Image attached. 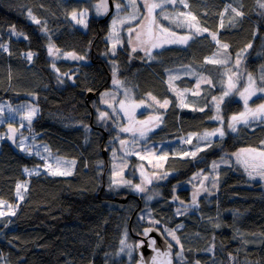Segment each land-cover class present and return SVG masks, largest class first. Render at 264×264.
Returning <instances> with one entry per match:
<instances>
[{"label":"trees","instance_id":"16d2710c","mask_svg":"<svg viewBox=\"0 0 264 264\" xmlns=\"http://www.w3.org/2000/svg\"><path fill=\"white\" fill-rule=\"evenodd\" d=\"M96 2L99 0H0V45L7 48H0V99L12 106L31 101L38 108L37 116L26 123L27 129L19 130L12 122L0 126V199L15 208V215L0 219V264H124L126 259L116 256L121 237L127 231L136 242L128 226L130 223L132 233H141L146 222L139 223L137 214L144 208L160 222L154 227L163 235L165 228L175 230L180 245L164 236L174 246V254L183 246V259L174 258L176 264H264L261 182L250 180L232 161L218 166L215 187H195L190 182L192 175L208 172L216 160L230 159L240 149L264 150V121L238 123L235 132L225 129L226 120L239 114L242 104L233 92L221 102V114L213 108L212 98L224 94L221 77L228 69L209 62L226 44L230 55L241 54L235 68L240 85L245 74H252L255 85L264 86V8L260 6L264 0H184L183 4L177 0L176 6L189 11L201 30L207 31L192 33L187 44L162 46L149 55L138 48L133 52L123 42L113 56L115 76L102 56L108 48L113 5L96 16L92 13ZM233 8L243 15L237 16ZM83 10L89 12L85 29L70 20L74 11ZM29 12L39 23L28 19ZM13 29L20 35L13 34ZM172 33L184 34L187 28L173 26ZM50 40L59 50L53 48L56 60L48 55ZM249 44L252 46L245 51ZM29 52L31 60L26 57ZM182 66H190L206 78L198 96L181 95L195 87V78L176 79L177 91L166 83V71ZM112 78L132 87L138 98L150 94L157 101H169L166 108H159L163 112L159 126L147 136L153 150L163 157L159 171L167 174L155 183L147 202L111 180L108 154L110 145L115 147L118 131L113 122V130L104 124L92 101L110 88ZM91 93L95 96L88 99ZM263 100L264 94L253 97L249 108ZM213 110L223 123L212 119ZM217 128L224 130L223 137H214L195 157L189 155L196 135ZM22 135L30 136L40 155L50 151L74 160L73 173L25 175V168L42 165L43 160L19 149L17 141ZM190 135L191 142L186 141ZM18 183L25 185L20 190L22 200L16 196ZM115 196H127V200L118 202ZM178 208L187 211L177 214Z\"/></svg>","mask_w":264,"mask_h":264},{"label":"rangeland","instance_id":"374dc122","mask_svg":"<svg viewBox=\"0 0 264 264\" xmlns=\"http://www.w3.org/2000/svg\"><path fill=\"white\" fill-rule=\"evenodd\" d=\"M155 2H159V0H155ZM178 2H179V0H178ZM100 3H101V0H99V2L94 3L92 13H94V15H96V16L104 15L105 12L109 9L108 7H110L108 0H107L106 11L104 9H101L100 12L98 13L96 5L100 4ZM117 3L121 4V9L119 11L116 8ZM180 4H182V3H180ZM112 5H113V12H112L113 16H112L111 21H110V29H109V33L107 36L108 48L106 51H104L102 53V56L104 58H106L109 61V63L111 64L113 73H114V71H116V62L114 61L113 56L116 53L117 48L123 42L127 43L131 49H133V47H136V48L140 49L145 55H149L153 51L159 50V48H161L162 46L169 45V44H165L163 41L168 40V39H176L178 37H183V34H177L174 36L171 35V29L173 26H177V24H176L177 20H179L181 26H184L187 28V33H185L187 35L192 36L193 35L192 33H195L196 28L201 29V27L197 24V21H191V17L187 15L188 13H190L189 11H183L179 8V6L178 7L175 6L174 9H172L169 7V5H171V4H167V5H165L164 11L167 14H169V19L164 20L162 16L158 15V13L160 12V10L158 9L157 10V20L160 23V25H162L165 28H168L169 31L167 33H161L158 28H153L152 39L148 43L140 44V43H137V41H136L135 32L130 33L129 28L138 29L144 33H147V31L150 27V24H149V21L145 19V16H146L145 9L141 10L142 15L139 16L137 18V20L129 21L128 17L130 15V13L133 11V9L128 6V0H113ZM141 5H142V0H141V2H139V0H137V6L139 7ZM142 7H143V5H142ZM81 12L86 13L85 16L83 17V19H84L83 24L77 23L76 20H73L72 15L70 16V20L75 26H77L81 29H85L87 18L89 16V12L87 10L76 12L77 13V20L81 19L80 15H79V13H81ZM180 13H184L185 15L180 16L179 15ZM32 17H33L32 14H31V16H29V14H28V19L30 21H34L32 19ZM113 20H116L115 26H113ZM121 21H123V23ZM189 22L195 24V28H189ZM144 38L146 39L147 37L145 36ZM130 41H131V43H130ZM153 44H160L161 46L160 47H152ZM173 44H177V43H173ZM50 45L54 46L51 40L48 41L46 44L48 55L51 59L56 60L57 57L55 56V54H56L55 47H53L55 49V50H53L54 54L53 55L49 54ZM113 45L116 46L115 52H113ZM221 48H222V51L217 50L213 60L225 61V63H223L222 65H224L225 68L228 69V72L226 69L222 72V77H221L223 79V82L221 85L222 89H223L222 92L224 93L227 90L230 76L233 77V82L236 83L237 88L242 91L244 89V87L248 85V75L249 74H245V76L243 78V83L240 85V81L239 80L237 81L235 76H233V73L239 74L238 69H235V68H237V59L240 60L239 56L236 57V56L230 55L226 51L225 48H224L225 49V51H224L223 45H221ZM227 64H229L230 67L231 68L233 67L234 69L230 70V67H228ZM52 68L54 70H56L54 66H52ZM182 76L189 77V78H191V77L195 78L196 79V81H195L196 85H195V87H193L191 89L187 88V89L183 90L184 93H182L181 95L183 96V94H184V97L185 96L187 97V95L198 96V94H199L198 92H200V90H201L200 87L206 81V78L201 74H196L195 70L192 69L190 66H182V67H174V68H171V69L166 71V83L172 89L177 91L175 89V80L179 79ZM252 77H253V79H255L253 75H252ZM113 79H115V78H112L110 88L105 89L102 92H100L97 99H94L92 101V107L95 108L94 111L96 112L97 115H99L100 111H104V112H107L109 114L108 118L104 120V124H108L110 129L113 130L111 127L112 122H113L114 123L113 127H115V130L118 131V134H119L118 135L115 132V134H116L115 141H113L115 144L114 145L115 147L110 145L109 154H108V156L110 157V162H111V180H112V183H113V181L117 182L115 184L113 183L114 185H120V186L125 185L123 183L124 181H131L132 185L141 184L146 189V191L143 193L135 191V189L133 187H130L127 185H125V186L131 192L138 194L139 196H142V199L146 200V202H147L148 197L150 196L149 194H153V192L155 191L153 189L155 183L161 182L165 178V175H163V173L159 171V170H161L162 165H163V157H161L159 154H157L156 153L157 151L153 150L152 147L154 144H152V143L150 144L147 142V136H148L149 132H151L157 126H159L160 121L163 117V112L161 109H164V108H161L159 106V104L156 103V101H157L156 99H155V101L152 99V95L147 94L146 98H138L132 87L127 86L122 82H120L119 85H115V84H113ZM258 79H259V77H258ZM255 86L261 87L262 85L258 84ZM103 93H109V95L104 97V99L107 101L106 103L101 102V94H103ZM178 93L180 94V92H178ZM236 95H237V97L236 96L235 97L237 99H239L241 104H242L241 112L245 111L243 100L240 98V96L238 94H236ZM113 97H115V99H113ZM121 101H123V109L121 108ZM164 101H162V102L159 101V102H160V104H162ZM260 104H264V100L262 102L258 103L255 106V108H251V109L255 110L257 108V106ZM109 105L114 106L115 112H113V108L109 107ZM135 105H140V107L134 108ZM20 106L23 107L24 111H15ZM248 106L251 107L250 105H248ZM0 108L3 109V112L0 113V126L5 125L8 122H12V123H16L17 128L19 130L20 129L21 130L27 129L26 123L28 121L22 119V117L25 115L26 111L29 108H35L37 110L36 114L32 117V119H34L38 113V108L31 101L22 102V103H19L17 105L12 106L7 101L0 99ZM10 108L14 111H10L9 110ZM159 108H161V109H159ZM213 108L217 109L216 103L213 104ZM213 111H214V117H215L216 110H213ZM219 113L221 114L220 111H219ZM216 116H219V115L217 114ZM155 117H159V120L154 119ZM231 117H229L228 120H226V122H225L226 128L225 129L230 130L227 127V123ZM221 118H222V116H221ZM218 121H221V120H218ZM108 125H107V127H108ZM125 127H131V128H133V131L128 132V133L121 132L120 129L125 128ZM145 129H151V130L147 131V134L145 136L141 137L140 131H143ZM215 130L216 129L205 131V132H202V133H199L198 135H196L194 137L196 139L195 147L188 151L189 155L192 152H196L199 148L204 147L206 144H208V141L212 140L214 137L218 136L219 134L217 133L214 136H210L207 138V140H201V139H198V137L204 136L205 133H212ZM9 132L11 133V130ZM189 138H192V136L190 135L188 137V140H186V141H189ZM145 139H146V144L144 142ZM116 140H118L117 143H116ZM121 140L126 141V144L121 145V143H120ZM182 140H184V138ZM21 142H23L24 150H22V148H21ZM17 145H18L19 149H21V151H23L25 154H27V155L34 154L38 158L43 160L42 165H39V166H36L33 168H28L29 172L24 171L25 175H29V173H31V174L36 173L39 171H48L50 174H52L54 172H69L70 173L69 175H71L73 173L75 163L73 164L71 162L74 160L52 154L48 150L47 145L42 144V143H41V145L43 147H45L49 151V153L43 152L42 155L38 154L36 152V149L34 148L32 142H31V140H30L29 135H22L18 139ZM247 149H257V148H243V149H240L239 151H237L236 153L231 154L230 159L222 158V159L216 160L215 161V164H216L215 168H213V165H212L208 172H206L204 174L199 172V173L192 175L190 178V182L195 187H203V186H208L210 188L215 187L216 182H217V177H218V174H217L218 166L221 164L227 165V164H229L230 161H232V163L236 167L245 171L244 166L241 163L237 162V156L241 157L242 159H249L250 162L254 159L257 163H259L260 158L258 157L257 153H252V152H247V151L242 152L241 151V150H247ZM257 150L259 151L261 149H257ZM114 153H115V155H114ZM131 157H135L136 161L132 162L130 160ZM141 157H143V159H141ZM58 161H60V163H57ZM130 168H132L133 171H129ZM141 173H143V175H141ZM246 174H247V172H246ZM62 176H67V175H62ZM153 177H163V178L162 179H155ZM247 177L252 181L261 182V185L263 186V189H264V180H261L259 178L252 179L248 176V174H247ZM149 179H151V181H152L151 183H147V180H149ZM14 210H15V208L12 207L11 211H14ZM0 211H4L7 213L10 211V209L7 206H3V207H0ZM184 211H185V208H178L176 213L180 214ZM137 215L139 217V223L141 221H143V222H146L149 224H154L153 223V221H154L153 217L147 208H144ZM6 216H8V215H6ZM4 217L5 216L0 217V219H2ZM142 230L143 229H140L141 233H142ZM141 233H139V234H141ZM139 234H137V235H139ZM164 235L168 239H170V240L172 239L171 236L167 235V233H164ZM121 239H125V236L123 235L121 237ZM138 240L139 239L136 238V242ZM136 242L130 240L128 235H127V238H126L127 244L134 245V243H136ZM121 247H122V245H121V243H119L118 250L116 251V256L124 257L126 259L124 264H131L133 257H134V250L132 251L131 255H129L127 249H125L123 252H121L120 251ZM174 258L178 261H181V259L177 257V254H174ZM182 264H185V263H182Z\"/></svg>","mask_w":264,"mask_h":264},{"label":"snow or ice","instance_id":"6c2138e0","mask_svg":"<svg viewBox=\"0 0 264 264\" xmlns=\"http://www.w3.org/2000/svg\"><path fill=\"white\" fill-rule=\"evenodd\" d=\"M176 2H177V0H159V2H155V0H142L143 8L146 11L145 19L149 21L150 27H149L147 33H144V32H142V31H140L138 29L129 28V32L130 33L135 32L137 43H140V44L148 43L152 39L153 28H158L161 33H167L169 31L168 28L163 27L158 22V20H157V10L158 9L160 10L158 15L162 16L164 20H168L169 19V14H167L164 11L165 5H167V4H175ZM179 3L183 4L184 0H179ZM128 6L133 9V11L130 13V15L128 17V20L129 21L137 20V18L142 15L140 7L137 6V0H128ZM260 6L262 8H264V3H261ZM185 7H187L186 4H185ZM96 8H97V12L98 13L100 12L101 9H104L106 11V9H107V0H101V3L97 4ZM116 8L119 11L121 9V4L117 3L116 4ZM232 11L236 12L237 16L243 15L242 12H238L235 8H233ZM85 14H86L85 12L79 13V15L81 17V19H79V20H77V13L75 11L71 15H72V19L73 20H76L77 23L83 24L84 23L83 17L85 16ZM179 15L180 16H184L185 14L184 13H180ZM187 15L191 17V21H196V17L192 16L191 13H188ZM29 16H31V12H29ZM32 19L36 23H39V20H36L35 17H32ZM121 22L123 23V21H121ZM115 24H116V20H113V26H115ZM176 24H177V27L181 26L179 20L176 21ZM189 28H195V24L189 22ZM201 31H205L206 32L207 29L201 30L199 28H196L195 35H200ZM13 34L20 35V33L15 32L14 29H13ZM171 35L174 36L175 34L172 33ZM210 35L212 36L213 40H216L217 43H219L215 33H211ZM145 36L147 37L146 39L144 38ZM192 38H193L192 36H183V37H178L176 39H168V40H165L163 42L164 43H168V44H173V43L187 44V42L190 39H192ZM130 43H131V41H130ZM160 46H161L160 44H153L152 45V47H160ZM251 46H252L251 44L247 45L246 48H245V51L247 50V48H250ZM53 47L54 46H51V45L49 47V54L50 55L54 54ZM115 47L116 46L113 45V52H115ZM223 47L225 49H227L228 45L225 44V45H223ZM0 48H4V50L7 51V48L4 45H0ZM132 50H133V52H135L137 49H136V47H133ZM56 51H59V50L57 49ZM32 55L33 54L31 52L27 53V57H28L29 60L32 59ZM68 55H71V57L73 59H83V57H77L74 54H68ZM239 55H241V54H238V56ZM209 62L217 63V64L225 63V61H223V60H211ZM239 64H240V60L237 59V67H239ZM113 75L115 76V71H114ZM233 76H235L236 80L240 79V76L237 73H233ZM207 83H211V81L209 80V81H207ZM255 83L256 82L254 81L252 75L249 74L248 75V85L245 86L244 89L241 91L240 89L237 88L236 83L233 82V77L230 76L227 90L224 92L223 96H221L219 98L214 96L212 98L213 102L216 103L217 112H219L220 104L225 99V97L233 94L234 91L243 100L245 111L240 112L238 115H233L230 118V120L228 121V123H227V127L232 132L237 131L236 125L238 123H243V124L247 125V124H249V123H251L252 121H255V120L264 121V104L258 105L255 110L249 108V106H248L249 102L252 100L253 97H257L260 94H264V86L256 87ZM113 84L119 85L120 81H118L116 79H113ZM261 84H264V77H262V79H261ZM107 95H109V93L101 94V102L102 103H106L107 102L104 99V97L107 96ZM113 99H115V97H113ZM152 99L155 101L156 98L152 97ZM156 103L159 104V106L161 108H166L168 103H169V101L165 100L162 104H160L159 101H156ZM109 107H112L113 108V112H115V108H114L113 105H109ZM139 107H140V105H135L134 106V108H139ZM121 108L123 109V101H121ZM9 110L10 111H14L11 108ZM203 110L204 109H200V111H203ZM15 111H24V109H23L22 106H20ZM36 111L37 110L35 108H29L26 111L25 115L22 117V119L27 120L30 123L32 117L36 114ZM2 112H3V109L0 108V113H2ZM108 116H109V114L107 112H104V111H100L99 112V117H100L101 120L107 119ZM154 119L159 120V117H155ZM212 119L221 120V123L224 122L223 119L220 116L212 117ZM150 130L151 129H145L143 131H140V136L141 137L145 136L147 134V131H150ZM13 131H15V130H13ZM120 131L124 132V133H128V132H132L133 128L125 127V128H121ZM217 133L221 137H223L225 135L224 130L222 128H218L212 133H205L204 136L198 137V139L207 140L208 137L214 136ZM189 142H191V138H189ZM120 143H121V145H125L126 141L121 140ZM208 143L210 144L211 141H208ZM262 146H264V142H262ZM21 148H22V150H24L23 142H21ZM241 151L242 152L247 151V152L257 153L258 157L260 158L259 163H257L254 159L250 162L249 159H242L239 156H237V162L241 163L244 166V169H245V171L247 172V174H248V176L250 178H252V179L259 178L261 180H264V150H259L258 151L257 149H247V150H241ZM114 155H115V153H114ZM190 155L195 157L196 156V152H192ZM141 159H143V157H141ZM57 163H60V161H58ZM71 163L74 164L75 162L72 161ZM215 167H216V164L214 162L213 163V168H215ZM24 171L25 172H29L28 169H25ZM29 174H31V173H29ZM52 174L53 175H69L70 173L69 172H54ZM141 175H143V173H141ZM165 175H167V174H165ZM153 178L162 179L163 177H153ZM151 182H152L151 179L147 180V183H151ZM113 183L115 184L117 182L113 181ZM123 183L125 185H127V186L133 187L135 189V191H137V192L143 193V192L146 191L145 187H143L141 184L132 185L131 181H124ZM23 187H25V185H22V184H19V183L16 185V196L19 199H21V200L24 198L23 194L20 191L21 188H23ZM196 195L197 194L194 193L193 197H192V204L193 205H195L197 203ZM148 199H152V197L149 196ZM3 206H7L10 209V211L7 212V213L4 212V211H0V217L6 216V215H15V212L11 211L12 205L8 204L7 201H4V200L0 199V207H3ZM185 211H187V209H185ZM153 223L159 224L160 222L159 221H153ZM218 226L219 225H217V227ZM177 227H181V226L178 225ZM152 230L153 229H151V228H146L144 230V232H143V235L145 237H148L149 236V232H151ZM164 233H167V235L171 236L172 240H174L177 245H180V240L175 235V230H169V229L165 228L164 229ZM124 236H125V239H121V241H120V243L122 245V247L120 249L121 252H123L125 249H127L129 255H131V253L134 250V248L135 249H139L142 246V244H143V241H140V242H138L135 245L127 244L126 243L127 231H125ZM148 246L150 248H152L153 251H156L159 256L170 257V250L172 248V244L171 243L167 244L168 251H165L163 253L159 252V250L156 248V241L154 239H149ZM182 251H183V246L181 245V252L177 253V257L180 258V259H183ZM207 251H212V248L207 249ZM141 262L143 264V256H141ZM152 264H157V257H153L152 258ZM167 264H171V259H168ZM196 264H199V261H197Z\"/></svg>","mask_w":264,"mask_h":264},{"label":"water","instance_id":"95a60500","mask_svg":"<svg viewBox=\"0 0 264 264\" xmlns=\"http://www.w3.org/2000/svg\"><path fill=\"white\" fill-rule=\"evenodd\" d=\"M109 4H110V8L112 9L111 0H109ZM111 9H110V11H111ZM94 96H95V94L91 93V94L87 95V98L91 99V98H94ZM102 153L105 156L104 150L102 151ZM114 200L118 201V202H125L127 200V196H125V197L115 196ZM146 228L153 229L151 232H149L148 237H145L143 235V232ZM128 229H129V232L132 236L139 239L135 244H137L140 241H143V244L139 249L134 248L135 260H134L133 264H142L141 256H143V264H152V258L153 257H157V264H167L168 259H171V264H176L174 262V253H175L174 250L175 249H174L173 245H172V248L170 250V257L159 256L156 251H153V249L148 246L149 239H154L156 241V248L159 250V252L163 253L165 251H168L167 244L170 242L165 238V236L162 234V232L158 228H156L154 226H147L142 230V233L139 235L132 233L131 228H130V223H129Z\"/></svg>","mask_w":264,"mask_h":264},{"label":"crops","instance_id":"0c3cea01","mask_svg":"<svg viewBox=\"0 0 264 264\" xmlns=\"http://www.w3.org/2000/svg\"><path fill=\"white\" fill-rule=\"evenodd\" d=\"M177 5V2L175 4H171L169 5L170 8L174 9V7ZM183 36H190V35H187V34H183ZM165 44H168V43H165Z\"/></svg>","mask_w":264,"mask_h":264},{"label":"flooded vegetation","instance_id":"af4514ba","mask_svg":"<svg viewBox=\"0 0 264 264\" xmlns=\"http://www.w3.org/2000/svg\"><path fill=\"white\" fill-rule=\"evenodd\" d=\"M157 127H158V126H157ZM157 127H156V128H157ZM146 193H147V192H146ZM134 197H135V196H134ZM137 197H138V196H137ZM139 197H140V196H139ZM147 226H154V224H147V223H146V227H147ZM142 229H144V227H143Z\"/></svg>","mask_w":264,"mask_h":264}]
</instances>
